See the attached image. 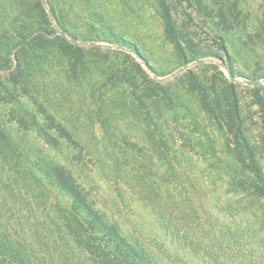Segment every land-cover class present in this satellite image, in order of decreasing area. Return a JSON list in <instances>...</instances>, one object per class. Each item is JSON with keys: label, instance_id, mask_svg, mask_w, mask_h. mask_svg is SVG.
<instances>
[{"label": "rangeland", "instance_id": "obj_1", "mask_svg": "<svg viewBox=\"0 0 264 264\" xmlns=\"http://www.w3.org/2000/svg\"><path fill=\"white\" fill-rule=\"evenodd\" d=\"M37 2L0 0V64L24 26L39 17ZM174 2L180 25L201 47L225 56L219 46L225 41L235 78L226 56L181 64L156 0H54L68 31L58 28L55 16L52 26L83 47L87 58L72 72L67 53L51 48L30 54L31 88L82 146L62 141L53 148L36 130L11 129L33 151L71 169L106 221L160 263L264 264V199L237 185L251 174L234 159L225 129L202 107L189 77L218 88L233 81L260 148L249 76L264 75V0H241L244 23L233 31L222 30L188 0ZM116 35L137 51L116 42ZM258 82L264 86V77ZM18 107L1 103L0 119ZM39 202L0 161V219L10 223L3 232L23 240L36 264H104L50 203Z\"/></svg>", "mask_w": 264, "mask_h": 264}, {"label": "trees", "instance_id": "obj_2", "mask_svg": "<svg viewBox=\"0 0 264 264\" xmlns=\"http://www.w3.org/2000/svg\"><path fill=\"white\" fill-rule=\"evenodd\" d=\"M161 11L164 29L167 37L173 42L181 64H186L205 57L226 56L232 77L237 76L228 55L224 40L219 42V54L205 49L196 43L190 33L179 23L175 14V0H156ZM212 19L222 30L233 31L244 23L241 0H188ZM34 11L39 17L24 26L26 30L20 32L16 42L9 49L7 60L0 64V104H19L17 110L8 119H0V161L11 175L26 188L27 192L39 203H50L57 219L77 238L79 243L88 247L101 258L104 264H162L143 246L131 241L114 224H109L104 216L89 201V198L77 177L64 163L49 159L33 151L20 140L11 129L15 124L17 129L36 130L53 148H59L65 141L72 147L82 144L71 129L60 117L43 101L31 88V79L36 76L31 70L30 54L55 49L60 54H68L72 72H76L78 65L85 62L86 54L83 47L65 36L57 34V28L52 26L50 16L56 17L54 0H46V4L38 0ZM47 9L49 11H47ZM57 18V17H56ZM56 25L68 31L64 23L57 18ZM55 25V26H56ZM264 30V24H263ZM222 37V36H221ZM77 39V36H72ZM116 42L137 51L135 43L114 37ZM18 49L17 52H13ZM15 55V61H13ZM222 61H224L222 59ZM264 75L251 78L255 87L253 94L255 104L259 109L261 121L260 148L256 145L252 132L247 126L241 99L233 81L225 80L222 88L208 85L194 76L189 75L191 86L201 96L202 107L216 121L220 128L225 129L234 159L251 175L238 180L237 185L244 191H253L255 197L264 199V86L258 80ZM21 89L22 93H19ZM164 98L167 97L166 87H161ZM20 95L27 98L33 105L30 110L22 102ZM143 101V99L141 98ZM262 149V151H261ZM261 151V152H259ZM61 194L66 200L64 202ZM53 199V202H50ZM8 220L0 219V264H36L32 259L29 246L21 239L12 238L3 230H8Z\"/></svg>", "mask_w": 264, "mask_h": 264}]
</instances>
